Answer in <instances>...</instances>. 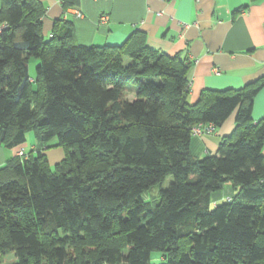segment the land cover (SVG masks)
I'll use <instances>...</instances> for the list:
<instances>
[{
    "label": "trees",
    "instance_id": "trees-1",
    "mask_svg": "<svg viewBox=\"0 0 264 264\" xmlns=\"http://www.w3.org/2000/svg\"><path fill=\"white\" fill-rule=\"evenodd\" d=\"M43 14L39 0H0V144L19 147L32 130L44 146L0 166V258L264 264V115L252 118L264 77L189 103L190 63L149 46L143 31L84 45L67 21L44 36ZM235 108L215 153L194 156L192 127L215 129ZM54 146L64 157L51 168L44 149ZM169 175L151 204L144 194ZM225 185L232 194L214 201Z\"/></svg>",
    "mask_w": 264,
    "mask_h": 264
},
{
    "label": "crops",
    "instance_id": "crops-1",
    "mask_svg": "<svg viewBox=\"0 0 264 264\" xmlns=\"http://www.w3.org/2000/svg\"><path fill=\"white\" fill-rule=\"evenodd\" d=\"M39 1L44 8V36H50L58 20L70 22L74 42L84 45H119L140 30L149 46L187 59L189 103L196 102L205 89L240 88L264 77V0H72L68 5L62 0ZM28 73L35 77L29 67ZM263 115L264 84L253 98L252 118ZM234 116L233 112L208 134L192 135L191 153L196 157L214 154L220 137L231 133ZM32 138L27 133L19 147L0 144V166L21 147L25 152L35 150L38 145ZM59 149L63 150L53 148ZM50 151L44 149L47 159ZM222 189L212 194L214 201L232 194L229 185Z\"/></svg>",
    "mask_w": 264,
    "mask_h": 264
},
{
    "label": "rangeland",
    "instance_id": "rangeland-1",
    "mask_svg": "<svg viewBox=\"0 0 264 264\" xmlns=\"http://www.w3.org/2000/svg\"><path fill=\"white\" fill-rule=\"evenodd\" d=\"M35 60V58H31L30 59V61H29V64H28V67H29V72L30 73H33L34 71H35V67H36V64H37V62L36 63H32L33 61ZM131 96V95H130ZM236 111H237V108H235L233 111H232V113L234 112V114L236 115ZM231 113V114H232ZM230 114V115H231ZM229 115V116H230ZM235 117V116H234ZM29 135L31 136V138H32V136H33V138H32V140H33V142L35 143V144H37L38 146L37 147H41V144H40V142L39 141H37L36 139V137L34 136V132L32 131V130H30L29 132ZM36 138V139H35ZM44 147V146H43ZM43 147H41V148H43ZM53 148L54 147H51V149H52V151H50V153L48 154V161L50 162L49 164L51 165V168H54V164L56 163L55 162V159H60V157L64 154V152H63V150L61 149H59V150H53ZM54 155H56L55 157H54ZM63 157V156H62ZM59 161V160H58ZM172 181V176L171 175H169V176H167L166 178H165V180L163 181V182H161V183H158V184H155L154 186H152L150 189H149V191L148 192H146L145 194H144V198L147 200V201H149L151 204H155L157 201H158V199H159V195H160V190L161 189H165V188H167L168 187V185H169V183ZM221 190H223V189H221ZM221 190H219V191H221ZM222 197H224V196H222ZM222 198H218V201H220ZM215 201H217V200H215ZM93 244H98V243H91L90 244V246H92ZM151 256H152V258H151V261L153 262V263H156V262H158L159 261V258H160V256H161V252H159V251H153L152 252V254H151ZM0 261H2V263H4V264H13L14 262H15V256L13 255V254H9V255H5V256H2L1 258H0Z\"/></svg>",
    "mask_w": 264,
    "mask_h": 264
},
{
    "label": "built area",
    "instance_id": "built-area-1",
    "mask_svg": "<svg viewBox=\"0 0 264 264\" xmlns=\"http://www.w3.org/2000/svg\"><path fill=\"white\" fill-rule=\"evenodd\" d=\"M100 19L103 21L105 20V14H102L100 16ZM7 22L6 21H2L0 20V34L1 32L7 27ZM213 130V126L211 124L206 125L205 127H202V125H194L191 129V134L192 135H202V134H208L210 132H212ZM16 156L18 157H24L26 155L25 150L21 147L19 148L16 153Z\"/></svg>",
    "mask_w": 264,
    "mask_h": 264
}]
</instances>
